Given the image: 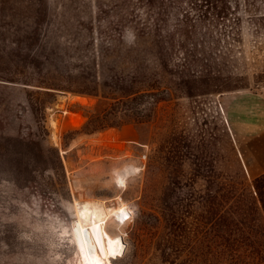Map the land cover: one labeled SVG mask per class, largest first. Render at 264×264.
Returning <instances> with one entry per match:
<instances>
[{
    "label": "rangeland",
    "instance_id": "obj_1",
    "mask_svg": "<svg viewBox=\"0 0 264 264\" xmlns=\"http://www.w3.org/2000/svg\"><path fill=\"white\" fill-rule=\"evenodd\" d=\"M19 1L0 9V264H85L74 227L88 203L122 239L114 264H167L161 237L173 231L172 211L190 246L205 229L214 242L211 210L229 204L210 196L227 190L236 164L252 180L246 169L264 127V0H230L236 21L215 30L204 22L209 30L166 54L177 66L163 67H135L156 54L127 46L117 0H101L104 13L95 0H45L31 42L17 35L26 24ZM104 111L115 125L85 133L87 117ZM5 146L19 175L3 160ZM127 165L138 171L123 180ZM140 211L163 219L135 242Z\"/></svg>",
    "mask_w": 264,
    "mask_h": 264
},
{
    "label": "trees",
    "instance_id": "obj_2",
    "mask_svg": "<svg viewBox=\"0 0 264 264\" xmlns=\"http://www.w3.org/2000/svg\"><path fill=\"white\" fill-rule=\"evenodd\" d=\"M7 1L0 0V9L4 8ZM100 1L95 0L96 9L99 13H104ZM116 3L119 9L117 25L127 29L128 36H125V39L128 38L126 44L130 50H140L144 53L152 51L156 54L152 59L134 60V65L139 62H151L158 67L166 64L177 66L175 60L166 58V54L176 48L185 50L189 34H196L202 29L209 30V26H203L204 22L209 21L210 27L215 30L220 25L229 27L225 23L231 22L230 18H233L232 22L236 21L233 17L235 9L231 7L230 0H117ZM19 4L23 8L22 14L26 24L23 29L17 31V35L31 42L35 34L37 16L42 12L46 14L48 4L45 0H20ZM35 8L39 10L36 11ZM191 19L195 23L191 22ZM170 21L177 23L170 26ZM15 29L17 30V27ZM105 36L109 37L110 43L116 40L114 35ZM117 37L118 40L124 39L120 34ZM176 37L180 39L176 40ZM184 62L185 68L193 60L186 59ZM135 74L144 73L135 71ZM192 77V74L184 75L186 83H189ZM46 89L57 90L49 87ZM185 94L188 97L194 96L189 86ZM160 101L153 99L151 105H157ZM108 117L109 113L105 111L87 117L85 133L94 134L113 127L115 124H110ZM3 150L5 164L12 173L19 175L21 162L19 161L17 166L13 165L11 148L5 146ZM38 152L39 157L44 160L40 147ZM235 171L236 181H230L227 190L222 194L215 192L210 196L209 204H229V207L219 211L216 207L211 210L216 240L210 242L208 229H205L198 241L190 246L183 234L175 230L182 226L181 218H178L177 212L172 211L169 216L172 219L170 227H173V231L162 233L161 242L164 249L161 252V261L167 264H264V173L246 184L240 165H235ZM138 215L135 222L137 229L132 235L135 242L139 237L138 230L146 227L158 230L163 219L161 212L140 211ZM184 253L187 257L180 260Z\"/></svg>",
    "mask_w": 264,
    "mask_h": 264
},
{
    "label": "bare ground",
    "instance_id": "obj_3",
    "mask_svg": "<svg viewBox=\"0 0 264 264\" xmlns=\"http://www.w3.org/2000/svg\"><path fill=\"white\" fill-rule=\"evenodd\" d=\"M138 169L127 165L119 175L125 180ZM99 205V204H98ZM80 218L74 227L77 247L82 254L85 264H114L123 254V242L118 236H111L107 230V216L99 206L86 204L80 211ZM125 209L121 210V213ZM87 223L88 228L83 224Z\"/></svg>",
    "mask_w": 264,
    "mask_h": 264
},
{
    "label": "crops",
    "instance_id": "obj_4",
    "mask_svg": "<svg viewBox=\"0 0 264 264\" xmlns=\"http://www.w3.org/2000/svg\"><path fill=\"white\" fill-rule=\"evenodd\" d=\"M255 140V154L254 159L249 161L246 173L252 179L264 173V127L254 137Z\"/></svg>",
    "mask_w": 264,
    "mask_h": 264
},
{
    "label": "built area",
    "instance_id": "obj_5",
    "mask_svg": "<svg viewBox=\"0 0 264 264\" xmlns=\"http://www.w3.org/2000/svg\"><path fill=\"white\" fill-rule=\"evenodd\" d=\"M145 158H146V155L143 156V159H145Z\"/></svg>",
    "mask_w": 264,
    "mask_h": 264
}]
</instances>
